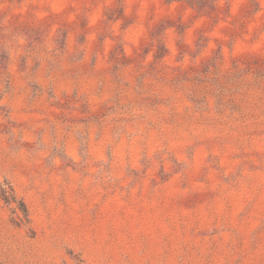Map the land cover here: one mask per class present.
<instances>
[{
    "label": "rangeland",
    "instance_id": "rangeland-1",
    "mask_svg": "<svg viewBox=\"0 0 264 264\" xmlns=\"http://www.w3.org/2000/svg\"><path fill=\"white\" fill-rule=\"evenodd\" d=\"M0 264H264V0H0Z\"/></svg>",
    "mask_w": 264,
    "mask_h": 264
},
{
    "label": "trees",
    "instance_id": "trees-1",
    "mask_svg": "<svg viewBox=\"0 0 264 264\" xmlns=\"http://www.w3.org/2000/svg\"><path fill=\"white\" fill-rule=\"evenodd\" d=\"M0 200L8 205L17 202V209L22 213L19 218L20 223H29V211L25 202L23 200H17L14 190L8 184L0 185Z\"/></svg>",
    "mask_w": 264,
    "mask_h": 264
}]
</instances>
